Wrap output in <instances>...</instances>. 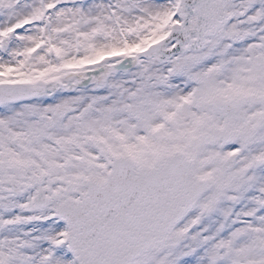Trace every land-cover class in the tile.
<instances>
[{
	"label": "snow or ice",
	"instance_id": "obj_1",
	"mask_svg": "<svg viewBox=\"0 0 264 264\" xmlns=\"http://www.w3.org/2000/svg\"><path fill=\"white\" fill-rule=\"evenodd\" d=\"M0 264H264V0H0Z\"/></svg>",
	"mask_w": 264,
	"mask_h": 264
}]
</instances>
